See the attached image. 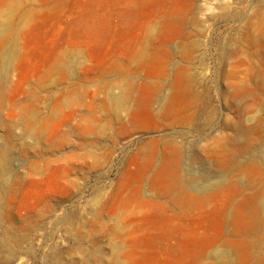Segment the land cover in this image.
<instances>
[{
    "label": "rangeland",
    "instance_id": "374dc122",
    "mask_svg": "<svg viewBox=\"0 0 264 264\" xmlns=\"http://www.w3.org/2000/svg\"><path fill=\"white\" fill-rule=\"evenodd\" d=\"M259 29L264 0H0V264H264ZM164 50L200 132L152 110Z\"/></svg>",
    "mask_w": 264,
    "mask_h": 264
},
{
    "label": "bare ground",
    "instance_id": "6f19581e",
    "mask_svg": "<svg viewBox=\"0 0 264 264\" xmlns=\"http://www.w3.org/2000/svg\"><path fill=\"white\" fill-rule=\"evenodd\" d=\"M173 11V10H172ZM187 11V10H186ZM178 13V12H176ZM180 13V12H179ZM178 15V14H177ZM188 17V16H187ZM161 18V17H160ZM190 19V18H189ZM193 19V18H192ZM165 21V20H164ZM187 21V20H186ZM193 21V20H191ZM169 22V21H168ZM168 25V24H167ZM163 26V25H162ZM165 27V25H164ZM169 28V27H167ZM157 32V27L154 29V32ZM152 31V30H151ZM190 32V31H189ZM200 32V31H199ZM252 32V31H251ZM149 33V32H148ZM151 33V32H150ZM248 33V32H247ZM162 35V34H161ZM181 35V34H180ZM252 35V34H251ZM255 35L261 36L263 38V44H264V29L261 30L259 29V31L257 32V34H254L253 37ZM152 36H153V32H152ZM155 36V35H154ZM158 36L159 32H158ZM245 39V38H244ZM165 40V39H164ZM258 40V39H257ZM167 41V40H166ZM165 41V42H166ZM177 41V40H176ZM189 41V40H188ZM185 42V41H184ZM191 42V40H190ZM187 43V42H186ZM185 43V44H186ZM176 44V43H175ZM199 44V43H198ZM246 45V42H245ZM132 46V45H131ZM171 46V45H170ZM175 46V45H174ZM173 45L171 46L174 47ZM178 46V44H177ZM175 46V47H177ZM184 46V43H183ZM183 46H182V50H183ZM187 46V45H185ZM184 46V47H185ZM193 46V45H192ZM144 48V47H143ZM187 49V47H185ZM193 48V47H192ZM131 49V48H130ZM159 49V48H158ZM165 49V48H164ZM181 48L178 49V52H180ZM132 50V49H131ZM134 50V48H133ZM185 50V49H184ZM125 51V50H124ZM141 51V50H140ZM160 51V49H159ZM176 51V50H175ZM193 51V50H192ZM243 51V50H242ZM165 53V61L163 64V69L161 71V73L159 74V76H142L141 79V83L142 85H145L149 88L150 93L149 96H151V101L152 102H158V104L160 105L159 108H152V110L156 113H162L163 115H166L168 117V115H173L174 117H177V115L179 114H183L182 116L184 117L185 121L188 123L187 125H189L188 127L190 129H194L198 132L202 131L205 128V125L208 121H210L209 119L206 120L205 118H203V113H204V108L202 106H200L195 99L197 98V95L199 94L198 90H193L191 87L193 85L190 84L189 85V80L193 79V77L195 78V76L190 78V72H188V57H184L183 59H180V61H175L176 65L175 67L177 68V70L179 71V75L181 76L180 78L182 79L180 81V83H175V81L171 78L170 72H171V68H169V66L171 64H173V60L175 59H171V55L169 53V51H163ZM162 52V53H163ZM185 51H183L182 53L184 54ZM187 52V51H186ZM191 52V51H190ZM125 55V54H124ZM181 56H183L182 54H179ZM257 55H260V57L264 58V46L260 45L258 48V53ZM146 56V55H145ZM140 58V55L138 56ZM163 58V57H162ZM168 58V59H167ZM231 60V59H230ZM191 63V61H190ZM229 64V63H228ZM255 64V63H254ZM253 64V65H254ZM128 66V65H127ZM191 66V65H190ZM247 66V65H246ZM258 70L257 68L252 71L248 76H246L247 78L242 80V85L245 86L247 89L246 91H248V96L253 98L256 102L262 100L264 98V62H259L258 63ZM127 68V67H126ZM130 68V67H129ZM248 68V67H247ZM231 69V68H230ZM237 69V68H236ZM239 69V68H238ZM175 70V71H177ZM235 71V70H234ZM248 71V70H247ZM127 73V72H126ZM195 75L194 73H191V76ZM229 74H230V70H229ZM233 74V72H232ZM178 75V76H179ZM239 75V74H238ZM233 76V75H232ZM243 76V75H242ZM175 79V77H174ZM239 80V79H238ZM200 82V80H199ZM197 82H194V84H196ZM202 83V82H201ZM236 83V82H235ZM239 83V81H238ZM199 84V83H197ZM196 84V86H197ZM195 86V87H196ZM201 89V88H200ZM199 89V90H200ZM245 89V88H244ZM121 93V92H120ZM151 94V95H150ZM247 94V93H246ZM115 96V95H114ZM123 96V95H122ZM148 96V98H149ZM183 96L185 99H187V102L185 103V105L182 107L183 108H175L173 105V99L174 98H178V97ZM117 100L121 99V96H117L116 97ZM202 99V98H201ZM116 100V102H117ZM149 101V99H147ZM199 100V99H198ZM147 101V102H148ZM172 101V102H170ZM119 102V101H118ZM146 102V103H147ZM150 104V103H149ZM155 104V103H154ZM156 105V104H155ZM146 106H148L146 104ZM151 106V104H150ZM148 109V107H147ZM150 111V110H149ZM148 112V111H147ZM149 113V112H148ZM155 114V113H152ZM157 118L159 117L158 114ZM172 116V117H173ZM171 117V116H170ZM173 117V118H174ZM182 118V117H181ZM162 119V117H161ZM180 119V118H179ZM175 120V119H174ZM177 120V119H176ZM164 121V120H163ZM170 121V120H169ZM172 121V119H171ZM164 123V122H162ZM165 123H167L165 121ZM183 123V121H182ZM168 124V123H167ZM170 124V123H169ZM173 124V123H172ZM164 125V124H163ZM249 144L252 145V139L248 141L247 146H249ZM173 146L175 148L178 149L177 145ZM262 160V162H264V157L260 158ZM260 166V165H259ZM263 167V166H262ZM264 168V167H263ZM261 171V170H260ZM261 174V172H260ZM257 180V178L255 179ZM259 181V180H257ZM230 182V181H229ZM210 185V183H208ZM262 186H264V178L262 180ZM208 186V185H207ZM264 192H260V200H259V205H260V209L261 211L258 217V221L257 224L258 226L264 231V195H262ZM254 221V220H253ZM254 225V224H253ZM221 250V249H220ZM226 250V249H225ZM219 251V250H218ZM222 252H224L222 250ZM231 257V256H230ZM222 258V257H221ZM220 258V259H221ZM224 259V258H222ZM217 260V259H216ZM225 260V259H224ZM233 260V259H232Z\"/></svg>",
    "mask_w": 264,
    "mask_h": 264
}]
</instances>
